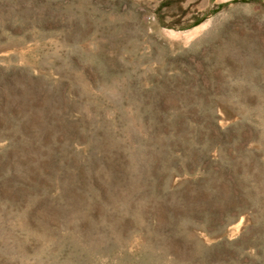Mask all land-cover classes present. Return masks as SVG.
<instances>
[{"label":"rangeland","instance_id":"obj_1","mask_svg":"<svg viewBox=\"0 0 264 264\" xmlns=\"http://www.w3.org/2000/svg\"><path fill=\"white\" fill-rule=\"evenodd\" d=\"M0 264H264V0H0Z\"/></svg>","mask_w":264,"mask_h":264},{"label":"bare ground","instance_id":"obj_2","mask_svg":"<svg viewBox=\"0 0 264 264\" xmlns=\"http://www.w3.org/2000/svg\"><path fill=\"white\" fill-rule=\"evenodd\" d=\"M201 28H202V26H200L199 28H197V29L195 30V32L198 31V30L201 29Z\"/></svg>","mask_w":264,"mask_h":264}]
</instances>
